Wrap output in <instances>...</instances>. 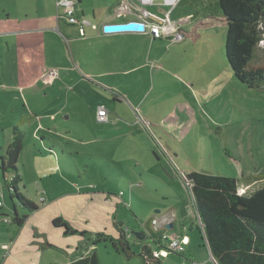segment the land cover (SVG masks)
Wrapping results in <instances>:
<instances>
[{
  "label": "rangeland",
  "instance_id": "obj_1",
  "mask_svg": "<svg viewBox=\"0 0 264 264\" xmlns=\"http://www.w3.org/2000/svg\"><path fill=\"white\" fill-rule=\"evenodd\" d=\"M8 1L13 16L21 17L26 10L38 16L63 13L56 6L59 0ZM115 2L83 0L84 16L98 27H87L85 38L77 35L78 25L62 17L59 31L20 34L15 43L3 42L0 153L10 141L11 126L19 124L24 139L16 163L18 190L38 209L21 227L0 219V264H65L92 250L101 264H139L138 244H132L134 253L127 258L109 241L92 242L97 232L114 236L116 220L127 226L149 220L154 230L155 218L161 220L156 231L167 238L172 233L189 237L184 254L162 256L164 264H213L191 210L186 174L204 170L242 176L246 179L240 182L241 193L264 185V85L248 88L233 76L224 55L226 24L218 0H180L172 19L190 14V25H195L179 43L164 37L153 41L151 35L144 36V42L121 40L123 36L104 42L96 37L103 21L134 19L112 18ZM122 6L118 10L129 13ZM18 7L20 12L14 11ZM146 8L161 12L155 6ZM77 18L82 19L80 13ZM70 32L78 39L66 43L63 35ZM108 35L114 36L104 37ZM144 45L157 55L149 69L100 78L102 84L118 85L112 89L121 100L113 101L111 90L93 84L99 77H83L99 68L97 63H107L96 59V47L119 58ZM79 53L91 58L79 60ZM263 57L260 41L254 60ZM109 64L120 67L116 61ZM51 70L57 75L44 84ZM99 106L107 110L106 121L97 120ZM255 175L262 176L257 180ZM0 201V213L11 219L15 201L2 184L1 172ZM15 207L19 214L25 212ZM56 216L76 232L65 235L63 228L52 226ZM165 219L174 226L167 227Z\"/></svg>",
  "mask_w": 264,
  "mask_h": 264
},
{
  "label": "trees",
  "instance_id": "obj_2",
  "mask_svg": "<svg viewBox=\"0 0 264 264\" xmlns=\"http://www.w3.org/2000/svg\"><path fill=\"white\" fill-rule=\"evenodd\" d=\"M218 5L226 24L224 55L233 76L248 88L261 87L264 85V61L261 63L254 59L260 41H264V0H218ZM23 139L20 125L13 124L10 141L0 153L2 184L9 198L25 210L19 214L13 203V215L9 222L17 227H21L27 217L38 209L32 200L18 190L21 177L16 163ZM260 176L255 175V179L258 180ZM186 177L192 182L193 208L202 222L205 244L216 264H264V185L241 193L242 176L237 178L201 170L190 171ZM0 217L8 218L7 214L2 213ZM51 224L63 228L65 235L76 232L61 216L54 217ZM113 225L114 236L97 232L92 243L109 241L116 253L127 258L134 253L132 244H138L139 264H164L161 256H153L157 242L152 240L153 237L161 240L164 232L153 230L149 220L135 226H127L116 220ZM136 232L139 236L135 235ZM142 235L145 236L140 239ZM65 264L101 263L96 251L92 250L77 255Z\"/></svg>",
  "mask_w": 264,
  "mask_h": 264
},
{
  "label": "crops",
  "instance_id": "obj_3",
  "mask_svg": "<svg viewBox=\"0 0 264 264\" xmlns=\"http://www.w3.org/2000/svg\"><path fill=\"white\" fill-rule=\"evenodd\" d=\"M8 0H0V49L4 48L2 47L3 42L9 44L10 42H14L16 41V37L19 36L20 34L22 35H32V34H38V33H42V32H52V30L55 31H59L60 28V21L59 19L62 17H59L60 14H43V15H36L34 14H28L29 12L24 11L21 17L15 15L13 16L12 10H10L11 8L7 7L6 3ZM19 1V0H16ZM75 6V14L76 17H78V13H80V16L82 17V19L80 20V22L76 23V24H70V25H78L76 26L77 28V35H82V38H85L86 36V30L89 31V29L93 28L95 30L98 29V27L96 26L95 23H93L90 19L86 18L84 16V11L83 9H81L80 5H82L83 0H72ZM125 0H116L115 5L112 4V9L115 12H112V18L113 17H124V16H132V14L130 13H126V12H120L118 10V5L122 4V2ZM13 3L12 1H8ZM5 4L2 5L1 4ZM111 4L110 2L107 3V5ZM19 6V5H18ZM11 7V6H10ZM80 7V8H78ZM111 8V7H110ZM17 12H20V8H15ZM123 10V9H121ZM119 11V12H117ZM186 15H190V14H186ZM61 16V15H60ZM183 17V16H181ZM121 22H125V20H122ZM109 23H114L113 20L111 21H103L100 24V27L103 25H107ZM191 23V19L189 22H186L185 24H183V29L182 32L183 33H189L191 31V29L193 28V26L195 25H190ZM198 23V22H197ZM196 23V24H197ZM90 28L88 29L87 27ZM102 27H101V33H96V37L102 38L104 42L113 40V38H117V36H123L121 37V40L123 39H132V38H138V41L142 40L143 42L145 41L144 36H148L150 34L148 33H139V32H125L126 34L129 35H114V36H106L104 37V35H106L103 31H102ZM101 34V36H100ZM77 35H72V33L70 32V35L64 34L63 37L67 42L74 39H78ZM127 36V37H125ZM151 38L153 39V41H155L156 39L161 40L160 36H153L151 35ZM7 40V41H6ZM184 40V39H183ZM179 43V42H176ZM153 44V43H152ZM175 44V43H173ZM131 46H132V42H131ZM153 47V46H152ZM101 48L99 51H97V47H96V53L94 56H97L100 54L99 57H96V59L98 60H102V61H106L107 63H103V62H99L96 64V66H100L102 65L103 69L102 70H97L99 68H92V70L90 72H87L86 74H82L83 77H91L92 79H94L93 77H99L98 79H96V81L93 84H96L99 86V88H102L104 90H111L110 92L112 93V100L113 101H119L121 100V97H119V93H117L116 91L118 90H114L112 89V87L114 85L118 86L117 84L113 83V84H102L100 78L101 77H107V76H127L130 75L131 73L137 72V71H142L144 69H149V67H151V62L157 60V55H152L151 51L144 45V48H138L135 49L131 48V51L127 54H125V57L121 54L119 56V58H117L115 55L112 57L111 54L103 52L100 53ZM84 58H91V56L88 57L85 56L84 54L79 53L78 54V59L79 60H83ZM109 61H116V64L120 67H116L113 66V68L111 67V65L109 64ZM87 65L90 66L91 63L89 61H87ZM55 79V78H54ZM53 79V80H54ZM102 79V78H101ZM52 80V81H53ZM106 83V82H105ZM126 97H129L128 95H126ZM161 125V124H160ZM162 127V126H161ZM163 128V127H162ZM164 129V128H163ZM36 157V156H35ZM39 173V172H38ZM246 178L242 177L241 181H245ZM21 182V181H20ZM1 211V210H0ZM31 215V214H30ZM174 223L171 224L170 227H173ZM171 236H178L181 235L179 233H172L170 234Z\"/></svg>",
  "mask_w": 264,
  "mask_h": 264
},
{
  "label": "built area",
  "instance_id": "obj_4",
  "mask_svg": "<svg viewBox=\"0 0 264 264\" xmlns=\"http://www.w3.org/2000/svg\"><path fill=\"white\" fill-rule=\"evenodd\" d=\"M180 0H125L122 2L123 6L121 9L124 8V6L127 7L130 14L134 16V19H130L125 22L135 21L142 23L144 25V29L140 31H114V32H105V34H113V33H125V32H139V33H148L153 36H160L164 37L166 39H170L172 42L181 41L184 38V33L179 28V26H182L186 22H189L191 19V15H185L183 17H179L177 20H173L171 17V14L173 13L174 8L178 5ZM121 4V5H122ZM57 7L63 8V13L59 17H63L66 19V21L70 24H76L80 22V20L76 17L75 14V6L72 0H59L56 3ZM147 6H155L158 8L161 12L156 13L153 11L148 10ZM167 7V9L164 10V8ZM110 24V23H109ZM112 24V23H111ZM57 75V72L55 70L49 71L44 78L43 83L49 84L51 81L55 78ZM97 114V120L98 121H106L107 120V110L103 106H99L96 111ZM137 121L143 124L144 127H146L148 124L146 121L141 118L137 117ZM188 186H185L186 189L190 192L188 195V199L190 201L191 210L193 213V216L198 218L200 226V230L203 232L202 222L198 216V214L195 212L193 208V204L191 201L193 200V193H192V182L188 179ZM192 196V197H191ZM43 200V198H41ZM2 206V202L0 201V207ZM6 218L8 221L9 219L7 217H0V219ZM161 220L159 219H152L151 223L155 227V231L157 230V224ZM164 222L166 223V226L169 225L168 221L165 219ZM169 238H167L164 234V236L161 238V240L157 241L156 248L153 249V256L159 257V256H167L169 253H183L185 251L186 244L189 243V237L187 234H181L178 236L171 237L168 235ZM3 248H7V245L5 243L2 244ZM210 253V252H209ZM209 259L216 264L215 259L213 256L209 255Z\"/></svg>",
  "mask_w": 264,
  "mask_h": 264
},
{
  "label": "water",
  "instance_id": "obj_5",
  "mask_svg": "<svg viewBox=\"0 0 264 264\" xmlns=\"http://www.w3.org/2000/svg\"><path fill=\"white\" fill-rule=\"evenodd\" d=\"M103 31L105 32H114V31H140L144 29V25L139 22L130 21V22H119V23H110L103 26ZM171 225H167L170 227ZM136 236H139V233H135ZM145 235L140 236V239H143Z\"/></svg>",
  "mask_w": 264,
  "mask_h": 264
},
{
  "label": "bare ground",
  "instance_id": "obj_6",
  "mask_svg": "<svg viewBox=\"0 0 264 264\" xmlns=\"http://www.w3.org/2000/svg\"><path fill=\"white\" fill-rule=\"evenodd\" d=\"M172 223H170V225H171Z\"/></svg>",
  "mask_w": 264,
  "mask_h": 264
}]
</instances>
